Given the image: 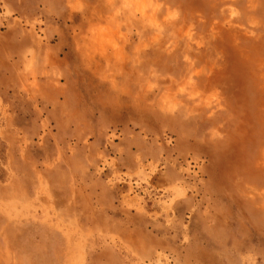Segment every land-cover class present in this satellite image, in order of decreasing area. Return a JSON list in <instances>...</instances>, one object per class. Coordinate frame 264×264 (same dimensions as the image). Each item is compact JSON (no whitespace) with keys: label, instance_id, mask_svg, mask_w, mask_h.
<instances>
[{"label":"rangeland","instance_id":"374dc122","mask_svg":"<svg viewBox=\"0 0 264 264\" xmlns=\"http://www.w3.org/2000/svg\"><path fill=\"white\" fill-rule=\"evenodd\" d=\"M251 150L264 0H0V264H264Z\"/></svg>","mask_w":264,"mask_h":264},{"label":"bare ground","instance_id":"6f19581e","mask_svg":"<svg viewBox=\"0 0 264 264\" xmlns=\"http://www.w3.org/2000/svg\"><path fill=\"white\" fill-rule=\"evenodd\" d=\"M250 140L252 141L251 138H250ZM220 142H221V144H223V146H225V144H227L226 139L223 140V141H220ZM223 146H222V147H223ZM241 147H242V146H241ZM250 153L253 155L252 157L254 158V160H255L256 162H257V161L261 162V161L264 160V153L262 154V151H260V152H258V153H255V152H253V150H251Z\"/></svg>","mask_w":264,"mask_h":264}]
</instances>
